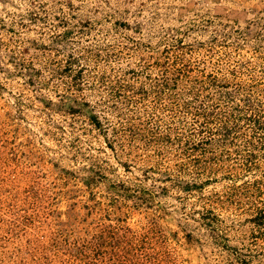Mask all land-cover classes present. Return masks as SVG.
Masks as SVG:
<instances>
[{
  "label": "rangeland",
  "instance_id": "374dc122",
  "mask_svg": "<svg viewBox=\"0 0 264 264\" xmlns=\"http://www.w3.org/2000/svg\"><path fill=\"white\" fill-rule=\"evenodd\" d=\"M180 41L206 71L264 80V0H0V264H264L244 191L221 177L185 188L204 171L110 150L65 105L97 106L100 71L136 70ZM70 54L81 92L56 69ZM98 107L110 138L117 117Z\"/></svg>",
  "mask_w": 264,
  "mask_h": 264
},
{
  "label": "trees",
  "instance_id": "16d2710c",
  "mask_svg": "<svg viewBox=\"0 0 264 264\" xmlns=\"http://www.w3.org/2000/svg\"><path fill=\"white\" fill-rule=\"evenodd\" d=\"M190 48L181 41L163 44L157 56L136 70L121 75L100 71L94 77L102 88L96 104L104 113L103 121L107 110L117 117L110 138L97 106L72 96L65 105L84 115L110 150L113 142L120 149L125 142L126 153L141 161L157 165L174 157L172 165L181 172L204 171L202 179L182 181L185 188L202 187L221 177L231 189L239 190L237 194L244 191L243 199L251 205L250 221L264 223V206H260L264 202V80L247 82L234 69L206 71L203 62L185 58ZM77 63L78 56L70 54L56 69L68 77V86L81 92L85 82ZM17 64L12 62L15 68ZM26 71L28 78L38 73L32 66ZM141 150L147 153L139 154ZM254 172L258 175L247 179ZM117 188L122 197L128 195L122 182ZM101 240L95 236L91 247L99 249Z\"/></svg>",
  "mask_w": 264,
  "mask_h": 264
}]
</instances>
